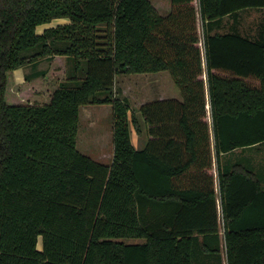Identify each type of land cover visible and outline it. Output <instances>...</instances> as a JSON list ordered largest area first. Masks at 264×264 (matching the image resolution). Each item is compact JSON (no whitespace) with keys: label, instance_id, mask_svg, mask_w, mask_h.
<instances>
[{"label":"trees","instance_id":"trees-1","mask_svg":"<svg viewBox=\"0 0 264 264\" xmlns=\"http://www.w3.org/2000/svg\"><path fill=\"white\" fill-rule=\"evenodd\" d=\"M170 4L0 0V264H264V171L223 160L264 144V0ZM246 10L262 13L255 30L239 29ZM57 59L46 96L48 68L15 83ZM159 72L181 100L140 107L163 148L138 151L116 77ZM92 105L112 107L109 165L76 149Z\"/></svg>","mask_w":264,"mask_h":264},{"label":"rangeland","instance_id":"rangeland-1","mask_svg":"<svg viewBox=\"0 0 264 264\" xmlns=\"http://www.w3.org/2000/svg\"><path fill=\"white\" fill-rule=\"evenodd\" d=\"M157 12L165 17L170 11V0H149ZM262 13L255 10H246L240 13L239 29L255 30L256 25L261 18ZM61 21L52 22L48 26H54ZM226 26L234 24L233 19L227 17L223 20ZM199 19L197 20V32L200 41V48L202 49V31ZM39 28L37 32H41ZM222 32L225 29L221 30ZM227 31V29H226ZM61 60V61H60ZM57 59L52 64L46 60H41L34 67L25 66L20 67L12 72L15 83L24 81L25 75H30L35 71H43L49 69L46 79L39 81L40 92L39 95L46 96L44 89L48 86L54 87L60 80L64 78V60ZM117 88H120L121 95L126 97L129 101L130 109L133 112L138 111L139 107L157 100L159 97L165 100H181L180 93L175 86L170 74L168 72L149 73L140 75H125L119 76L116 80ZM112 107L110 105L101 106H83L79 112V125L76 136V149L90 157L92 160L99 163L109 165L112 158ZM210 125V121L208 118ZM212 144V133L209 131ZM134 137V132L131 131ZM134 148H138L137 140H133ZM247 159L248 164H252L255 169L261 168L264 170V144L257 145L246 149H237L229 155H225L223 160L231 163L238 160ZM212 174L216 178L215 165L213 164ZM264 187V186H263ZM125 244L140 243V239H123L120 240ZM223 248V245H221ZM40 249V239L38 242ZM224 253V249H223ZM224 260V254H223ZM225 264V261H224Z\"/></svg>","mask_w":264,"mask_h":264},{"label":"crops","instance_id":"crops-1","mask_svg":"<svg viewBox=\"0 0 264 264\" xmlns=\"http://www.w3.org/2000/svg\"><path fill=\"white\" fill-rule=\"evenodd\" d=\"M138 75H140V74H138ZM121 76H125V75H121ZM118 77H116V80H117ZM163 100H165V98L159 97L157 100H155L153 102L163 101ZM153 102H151V103H153ZM139 110H140V107H139L138 111H136V112L133 111V113L137 116L138 121L140 123V126H141L140 127V133H137L135 131V129L133 127H131V129H130L131 144L133 145V140L134 141L137 140L139 147L137 149L136 148L135 149L140 151V150L147 149L149 143L151 141H155L156 142V144H155L156 147L155 146L154 147L155 148L159 147L160 149L159 148L158 149L160 150V152H162L163 144L162 143H160V144L158 143V137L157 136H153L152 134H150V132H149L150 125L144 124V120L140 116ZM131 131L134 132V137L131 135ZM111 144H112V142H111ZM111 156L113 157V146H112V155ZM110 162L112 163V158H111ZM262 171H264V170H262ZM262 180H263L262 184L264 186V175L262 176Z\"/></svg>","mask_w":264,"mask_h":264}]
</instances>
